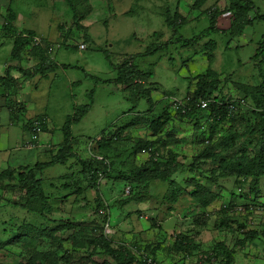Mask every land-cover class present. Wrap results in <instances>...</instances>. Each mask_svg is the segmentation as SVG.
Instances as JSON below:
<instances>
[{"label": "rangeland", "instance_id": "obj_1", "mask_svg": "<svg viewBox=\"0 0 264 264\" xmlns=\"http://www.w3.org/2000/svg\"><path fill=\"white\" fill-rule=\"evenodd\" d=\"M69 1L80 11L77 18L71 12L68 0H0V60L3 61L1 66L5 67L0 72L3 76L8 67L15 68V66L21 67L27 73H34L39 65L47 68L50 63L74 67L60 68L54 72L42 68L43 73H37L29 80L16 71L18 76L16 80L19 83H16L10 92H5L7 97L4 100L8 109L11 111L14 109L13 115L16 117L25 114L18 111L15 104L19 101V95L24 92L25 99L38 110L27 122L31 126H34L33 123L39 126L42 134L44 129L39 122L43 120L49 127L47 121L49 119L46 117L49 115L50 122L55 124V129L47 132L53 133L54 137L63 134L61 129L65 127L75 110L91 103V98L94 99L92 111L76 124L77 126H73V130L71 129L72 145L79 158L83 159L98 152L97 143L101 137H109V133L113 135L119 133L118 129L112 127L118 126L119 123L122 125L121 128L128 127L134 120L142 123L130 126V129H126V133L120 134L122 138L119 142L114 143L112 147L111 144L109 145L110 150L106 155L111 158L114 175L109 181L106 178L102 179L101 183L99 182V190L89 189L86 173H82L78 164H75L71 178L61 177L62 174L69 172L62 164L46 171V174H50L48 178L43 175L45 171L37 170L35 162L27 167L17 168L20 171L35 168L33 170L35 178L43 181L48 203L55 211L46 215L45 219H41L39 215H30L31 213L26 214V218L21 217L25 215L24 213L20 214L18 219L21 220H18V223L27 221L30 225L36 226L37 229L29 226V231H32L33 237L36 235L40 239L34 238L27 250H23L24 243L5 244L7 240H4L0 245V248H3L0 251V264H54L55 262L57 264H117L104 242L97 238L102 232H95V229L104 225V215L99 211L106 209V214L110 216L109 229H106V233L107 239L113 241L112 249L128 250L134 245L147 247L159 264H226V256L219 257L214 253L215 248L225 243L233 250L232 264H264V177L257 187L260 192L257 196L252 191L253 179L250 173H247L249 161L255 156L258 144L256 137L252 134L248 135L255 123L248 105L241 109L243 116L237 120V123L222 125L217 131L211 130L209 122H205L206 118L201 119L202 128L190 119L180 121L173 115V119L171 115L161 118L159 123L164 127L162 143L155 144L156 149L153 151L158 156L172 161V164L169 168L166 169L164 166V169L160 170L164 175L159 181L154 175L146 173L147 171L143 173L135 171L153 160L150 152L139 149L146 140L155 143L159 137L152 136V125L153 121L157 122V119L165 114L162 110L168 97L165 93L174 91L175 95L169 100L179 99L186 102L189 99L186 97L188 88L190 86L194 88L197 84V80L193 81L194 76L204 74L209 62V68L216 73L209 77L217 81L219 86L218 93L212 97L220 101L224 99L225 102L230 101V97L234 100L243 99L247 104L246 92L249 90L254 92L264 84V57L259 55L257 59L253 58L257 55L260 41L264 36V20H258L256 24L254 21L253 25H255L246 29L249 31L246 33L250 38L249 46L240 48V40H230L228 31H224V34H209L204 39H199L198 45H181L185 38L191 39L194 34L207 26L211 32H216L206 18L201 23L199 31L195 30L193 33L188 31L190 27L183 26L171 33L161 15V9L171 6L172 11L180 14L178 5L181 10L184 8L181 3L175 5L170 0L165 4H163L165 0ZM213 1L215 0H208L203 8L207 10L215 5ZM257 5L264 11V0H257ZM224 7L223 5L221 10ZM11 13L16 16L13 22L10 21ZM184 13L186 11L182 10V14ZM253 16L254 13L250 15L249 20H253ZM13 30L17 33L15 37L9 38V34H4L6 31L13 34L15 33ZM30 32L36 34L33 44L22 52V60L14 61L11 58L12 39H18L19 35L25 37L24 34ZM212 39L218 44V49L214 52L210 45L208 46ZM48 42L51 44L48 50L49 59H44V56L38 55V47ZM82 43L86 45L84 50L79 48ZM235 44L239 49H236ZM161 46L164 48L153 56L138 59L139 67L145 72L155 71L146 74L151 79L150 84L159 87L158 91H153L151 101L149 100L151 104L153 101V108L145 97L142 98L143 96H138L141 98L140 102L134 105L131 102L134 95L132 96L127 90L122 91L115 83L98 84L96 77H101L103 80L114 79L119 66L127 62L130 57L146 54L149 49ZM203 46L205 50H202ZM208 57H212L211 61ZM5 63L7 65L3 66ZM8 63H11V66ZM11 72L13 76L15 71ZM187 77L189 78L185 79ZM13 78L15 79L14 76ZM149 97L151 96L147 98ZM205 131L213 135L215 140L225 136L231 137L229 135L238 139L236 144L226 151L217 150L220 156L216 161L205 156L196 160L206 148L203 144L205 139L210 137L207 133V137L202 136L201 132ZM63 138L64 134L62 141ZM23 144L24 142L20 147ZM235 160L242 164L244 162L245 166L243 165L234 176H225L222 169L230 167V162ZM169 169L173 170L170 180H175L179 186L183 181L184 190L187 189L189 192V195L186 194L183 196L185 198L179 200V207L167 203L173 197V192L169 195V184L165 181ZM10 170L13 169L7 171ZM187 179L198 181L201 188L203 186L215 195L213 204L207 208V213L204 212L205 215L202 208L193 204L194 199L191 195L195 190L185 185L184 181ZM12 183L10 179L5 182H1L0 179V184L3 185L1 188H8L0 190V195H3L0 196V207L8 208L0 209V222L7 227L15 224V221L11 220L14 219V212L7 202L21 196V189L12 188ZM152 184L156 188L160 186L154 192L156 198L153 199H158L155 202L156 207L161 208L163 217L157 218L154 221L156 226L148 229L143 227L145 223L141 221L142 227L146 229L138 232L142 240L140 242L129 240L122 232L130 227L135 230L133 226L136 223L133 218L130 221H121L122 216L118 209H121L123 207L121 204L127 200L124 192L128 188L134 189L133 194H137L136 198L140 199L143 195L142 189H147V186ZM9 189L16 190L15 194L10 195ZM165 195L169 196L164 198ZM99 197L103 203L100 209L97 207ZM129 200L133 199L128 198L127 201ZM232 202L236 203V206L231 207ZM259 205L263 209H260ZM131 206L136 207L133 203ZM226 206L231 210L228 216L222 212L225 211ZM250 206L257 207L256 211H250ZM176 211L177 220L172 214ZM142 213L144 212L140 211L139 216H142ZM166 218L172 226L169 223L170 227L164 226ZM176 221L178 222L175 223ZM123 222L122 226L125 225V229L117 231L119 228L116 227ZM45 228L53 229L51 236H47L50 235V231L45 232ZM248 231H256L260 236L246 242L242 247L238 243L244 239ZM183 234L193 237L190 250H185L178 244V237H184Z\"/></svg>", "mask_w": 264, "mask_h": 264}, {"label": "trees", "instance_id": "obj_2", "mask_svg": "<svg viewBox=\"0 0 264 264\" xmlns=\"http://www.w3.org/2000/svg\"><path fill=\"white\" fill-rule=\"evenodd\" d=\"M195 1H196L194 5L195 8L200 10L201 14L203 16H206V18H208L210 22V26L212 27V29L216 31V32H211V29L208 26L207 29L202 31V36H203L202 38H205L209 34L214 35V34L220 33L219 28H217V19L219 18V16L225 13H231L233 16V27L229 32V35L232 38L240 37L241 35H243L244 31L249 26H252L254 21L264 20V15H261L259 10H257V7L255 6L252 0H229V5L226 6L224 10H221V11L217 9L203 10V0H195ZM68 2H69L71 12L73 13L74 17L77 18L78 15H80V11L77 9L75 4H72L69 0ZM173 12L174 11H171L170 8L168 7L166 11H161V14L163 15V19L165 21L166 26L170 28L171 31L176 32L180 27H183L185 22H184V18L177 11L174 13ZM252 13H254V16H253L254 19L249 20L251 19V17L249 16ZM15 18H16L15 14L11 13L10 21L13 22V19ZM13 32L15 31L13 30ZM4 34H7V35L9 34V38L11 36L13 37L14 35H17L16 32L11 34V33H8L7 31L4 32ZM24 35L26 36L22 37V35L21 36L19 35L18 39L17 38L12 39L13 46H12V51H11V58L14 61H20V59L21 60L23 59L22 52L27 47H29L30 44H33L34 38L36 36L34 32H30ZM197 37L200 38V35H198ZM197 37L187 39L181 42V45H193ZM210 42H209L210 44L208 43V46L210 45V47L214 49L216 46L215 40H212ZM50 45L51 44L48 42L44 44L43 46L38 47L39 48L38 55H40L41 57L44 56L43 57L44 59L46 58L49 59L48 50L50 48L49 47ZM259 46L260 48L257 51V55L253 57L254 59H257L259 55L264 57V36L262 40L260 41ZM163 48H164L163 46L158 47V48L154 47L153 49H149L146 54L133 55L132 57L129 58L127 62H125L123 65L121 64L122 65V66L120 65L121 67L119 66L117 70V78L114 81V83L117 85L126 87L124 90H127V92H130L132 96L134 95L133 99H131V102L134 105L139 104L141 96H143L142 98L145 97L147 101H149L152 98L151 96L152 91L148 88L150 87L148 83H150L151 79L149 78V75H146V74L154 73V70L145 72V70L139 67L138 59L141 57L144 58L145 56H153L154 54H156L159 50ZM211 58L212 57H208V60L211 61ZM42 68L44 70L49 69L50 71L48 72H54L60 68L71 69L74 67H72L71 65H66V64L50 63L47 65V68L44 65H39V67L35 69L34 73H27L21 67L18 68V70L24 76L25 79L29 80V79H32L37 73H43L44 70L41 71ZM13 69L14 68L12 67H8L6 74L4 76L0 75V88H3L7 92H10L15 87L16 83H19V81L14 79L11 75V71ZM214 74H216L215 71H212L211 68H208L204 74H200L195 77L193 81L197 80V84L194 86V88L193 86L192 87L190 86L187 90L188 92H187L186 97H189L191 101L186 108H183L177 111V113L175 114L177 119H179L180 121H185L187 119H190L191 121L193 120L195 122V125L200 127V124L203 125L201 123V119L206 118L205 122H209V125H211V130L217 131L222 125L237 123V120L243 116V114L241 113V109L239 110L238 114L230 115L228 114L225 106L221 107L220 104L219 105L217 104L216 106L215 105L210 106L208 112H204L199 107H197V103L199 102V100H210V98L214 94L218 93V87H219L218 82L213 80L211 77H209V75H214ZM96 80L101 82V80L99 79H96ZM106 83H113V82H106ZM165 94L166 96H168L166 98V104L163 102V105L165 104V107H163L162 110L165 111V114L163 112L164 116L161 115V117L157 119L158 121L156 120L157 122L153 121L154 123L152 125V129H153L152 136L156 137L158 135L159 137L157 138V141L155 143H152L146 140L144 145H141L143 147L139 149V151L143 150L148 153L150 152V154H152L151 159L153 158V160L151 162L146 163L145 166L138 168V170H135L136 172H139V173H143L147 171L146 173L154 175L158 181L163 177L162 175H164L162 172H160V170L164 166H166V169H167L172 164V161H169L168 159H164L161 156H158L157 153L153 151V149H156L155 144L162 143L161 136H162L164 127H162V125L159 123L161 122V118L164 119L168 115L169 117L170 115L172 117V114H170L168 111L169 109H171L170 107L171 100L169 99L175 94H174V91H171V92L169 91ZM246 94L248 97L246 99L247 105L251 111V116H253L255 119V123L253 127H251L248 135L252 134V136L258 139V144L256 145L255 156L251 159V161H249L247 173H250V176L253 179L252 191L258 196L260 192L257 187L261 179L264 177V84L259 89H256L254 92L253 90H249L246 92ZM149 95L151 97H149L148 99L147 97ZM211 99L217 100L219 103L225 102L224 99L223 100L221 99L220 101L216 97H212ZM90 100L93 102V103L91 102L92 104L91 103H88L87 105L84 104L82 108L75 110L74 114L70 116V118L68 119L65 127L63 128L64 140L62 144H60L58 151L56 153V156L53 159V162L47 165L37 164L36 168L37 170L42 171L43 167L50 166L51 164H62L64 166H67V165H71L70 164L71 162H74L72 163L71 168L73 166L75 167V164H78V166H80V168L82 169V173L83 174L86 173L88 184L90 185L89 189L93 188L94 190H99L100 189V183H99L100 179L103 177L109 180L111 176L114 175L113 163L111 161V158H109L106 155L107 154L106 152L110 150L109 145L111 144V147H112L114 143L119 142L120 139L122 138V135L120 134L126 133L127 128L130 129V126H133V125H136L142 122H137V120H134L132 121L130 126L128 127L126 126L123 128L120 127L121 129L118 128L119 133L115 135L109 133V137L107 136L101 137V140L97 143L98 152L93 153L94 154L93 157H87V159L79 158V156L76 154L75 149L72 145L71 127L73 125L78 124L80 121H82L83 118L92 111L91 109L93 108L92 105H94V99L91 98ZM150 101H149V104H151ZM153 105L154 103L152 101L151 108H153ZM43 129L44 131H46V126L43 125ZM196 132L198 134V131ZM206 133L208 134L207 131L201 132L204 138L207 137L208 135L210 136V137H207L203 143L204 147L206 146V148L203 150V152L199 154V157H197L196 160H199L201 157L203 158L205 156L208 159H213V161H216L217 159H219V156H220V153L218 152L226 151L228 148L233 147L236 144V140L238 139V137L236 136L229 135L231 137L227 138L228 136H225L224 138L215 140L213 135L208 134L206 136ZM155 157L157 159H155ZM99 158L100 159L102 158V160H100ZM175 158L176 157H174L173 160H175ZM237 161L238 160H235L233 162L231 161L230 163L232 166L230 165V167L228 166L225 169H222L224 171L225 176L227 175L234 176V174L237 173V171L241 169L243 165L245 166L244 162L242 164ZM34 169H31V170L23 169L21 171L20 170H10V171L3 172V175L0 176V179L9 178L13 182L12 183L13 185L11 186L12 188L21 189V196H17L15 200L13 199L9 200V203L6 201L9 208H11L14 212V215H13L14 219H11V220H14L15 224L7 227L4 224H1L0 222V245L4 243V240H7L5 241V244L7 242H11L12 244L24 243L22 244L23 250H27L29 244L32 243L33 239L35 238L36 240H38L40 239V237L38 238L36 235L33 237L31 233L32 231L31 232L29 231V226H34V225H30L27 221H23L22 224L18 223V220H21V219H18L21 216L20 214L24 213L25 215L21 216L24 218H26L27 216L26 214L31 213L30 215H33V214L39 215L41 219H45L46 215H49L50 213H52V211L53 212L55 211L52 208L53 206H51L48 203L49 199L47 198L46 193L43 189L44 188L43 181L37 180L35 178V174H34L35 172H33ZM172 171H173L172 169L171 171L170 169L168 170L167 178L165 181L168 182L169 184V189H168L169 195L171 194V192H173V197H171L170 202H167L166 200L165 201L169 204L171 203L172 205H176V207H179L178 205L179 200L181 198H185L183 197L184 195L186 194L189 195V192L187 189L184 190L183 185H182L183 181L180 183V186H179V184L176 183L175 180L174 181L170 180L171 176L173 175ZM227 171H230V172H227ZM184 183L187 187H190L195 190L193 194L190 193V195L192 194L191 197L194 199L193 204L198 208H202L203 213L206 212L207 208H209L213 204L215 195H212V193L209 190H207V188H204L203 186L201 188L200 185L198 184V181L187 179L186 181H184ZM202 189H205L206 191ZM66 190H69V189H66ZM144 190L145 189H142L141 194L143 193ZM14 191L16 190L14 189L8 190L10 195L15 194ZM133 191L134 189H132L131 196L128 198L136 200V196L138 195L133 194ZM169 195H165L164 198H167ZM0 196H3V195L1 194ZM99 199L100 200H98V205H97L98 209L103 207V203H101V198L99 197ZM230 205L231 207L236 206V203L232 202V204L230 203ZM2 208L4 207H0V209ZM4 209H8V208H4ZM222 212L224 215L227 214L228 216L229 212H226V211H222ZM206 213H204V215ZM103 223L104 225H102L99 229L97 230L95 229L96 233L102 232L100 235H97L98 236L97 238L104 242V245L106 246V248H108V251L112 259H114V261L117 264H143V262L139 260V257L142 251H145L147 254L152 256L156 264H159L155 256L147 249V247L145 248V247H140L138 245H134L132 246L133 247L132 249L128 247L130 250L128 248H127L128 250L112 249L111 244L113 243V241L111 239H107V234L105 233V226L107 224L108 225L110 224L109 215H104ZM34 228L37 229L36 226H34ZM52 230H53L52 228L44 229L45 232L50 231V235H47V236H51V232H53ZM248 232L249 233L245 235L244 239L238 243L242 247L245 245L246 242L253 241L259 238L260 236V234L256 231H248ZM183 235L184 237H181V236L178 237L179 243L178 242L177 243L179 244L181 248H184L185 250L186 249L190 250L191 243H193L191 238L193 237H188L185 234ZM123 246L127 247L126 245H123ZM2 249L3 248H0V251ZM214 251H215L214 253H216L217 256L219 257L220 256L227 257L226 264L233 263V254H232L233 250L229 249V247L225 243H221L219 247L214 249ZM54 264H57V262H55Z\"/></svg>", "mask_w": 264, "mask_h": 264}, {"label": "crops", "instance_id": "obj_3", "mask_svg": "<svg viewBox=\"0 0 264 264\" xmlns=\"http://www.w3.org/2000/svg\"><path fill=\"white\" fill-rule=\"evenodd\" d=\"M166 1L167 0H165L163 4H165ZM172 1H173V4H175V5L176 4L178 5L179 3H181V6L184 7L182 10L186 11V13L182 14V10H181L180 6L178 5L180 14L184 18V22H185V24L183 26L184 27L186 26L187 28L190 27V30H188V31H190V32L192 31L193 33L195 30L199 31L201 23L203 22L204 19L206 20V16H203L201 14V11L198 10L197 8H195L194 5H195L196 1L195 0H189V1H187V0H180V1L179 0H170V2H172ZM207 1L208 0H203V6L206 5ZM252 1L255 4V6L257 7V10H259V12L261 13V15H264L263 8H261V6H259V5H257V0H252ZM214 2H215V5H213L210 8H207V10L217 9V10L221 11V8L223 5L225 6L224 9L226 8V6L229 5V0H215V1H213V3ZM189 3H190V6H189ZM167 8L168 7H166L165 9H161V8L160 9H161V11H166ZM169 8L172 11V7L170 6ZM154 9L156 11L158 10L157 8H154ZM224 9H222V10H224ZM203 10H205V9L203 8ZM207 20H208V18H207ZM256 22L257 21H255V24H256ZM207 27L202 29L201 31H199L198 33L194 34L191 37V38H194V37H197L198 35H200V38L197 37L195 40V43L193 45H198L199 39H204V38H202L203 37L202 31L207 29ZM232 27H233V16L231 13H225V14H222L221 16H219V18L217 19V28H219L220 33L224 34V31H228V34H229ZM144 28L146 29V27H144ZM173 32L174 31H171V33H173ZM247 32H249V31L245 30L244 34L240 37H234V38L230 37V40H232V41L240 40V42H241V45H239L240 48L242 46H249L250 38L247 36V34H246ZM243 36H244V38H243ZM184 40H187V38H185ZM215 42H216V46L214 49H212L213 52L218 49L217 41L215 40ZM240 42H238V43H240ZM206 43H205V45H206ZM184 44H186V43H184ZM237 46L238 45H236V47ZM229 47H230V45H228V48ZM239 47H237L236 49H239ZM202 48H203L202 50L206 49L205 46H203ZM2 62L3 61L0 60V71H2L5 68V67L1 66ZM5 65H7V63L3 64V66H5ZM8 65L11 66V63H8ZM209 67H210V62L208 64V68ZM18 68H20V67L15 66V68L12 70V71H15L14 75H13L15 77V79H17V77H18L17 76V72L19 71ZM15 73H16V75H15ZM0 75H2L1 72H0ZM11 75H12V72H11ZM194 77H196V76H194ZM116 78H117V75L114 77V79H111V80H103V79H101V77L100 78L96 77V79L101 80V82L98 81L99 85L109 84L106 82H113L114 83ZM188 78L189 77H187L185 79H188ZM143 84H144V82H143ZM115 85L117 87H119L122 91H123V89L126 88V87L121 86V85H117V84H115ZM148 88L151 91H158L159 90V87L155 86V85H152ZM5 92H7V91L0 88V172L1 171H3V172L7 171L8 169H13V170L16 169L17 170V168L19 169V168L27 167V166L33 164L34 162L36 164H45V165L50 164L51 162H53V159L55 158L56 153L58 151V148H59L60 144H62V142H63L62 137L64 134V132H63L64 127H62V129H61L63 134L61 133V134L55 135L53 137V133H50L47 131L54 130L55 124H52V121L50 122L49 115H46V117H48V119H49V120H47L49 122V127L47 125L46 132L41 134V142H42L41 147L38 149H27L24 146V144L22 145V147H20V145L28 137V127L26 126V123L29 120L31 115H36L35 113L38 112V110L29 100L25 99V95L23 92V94L21 93L19 95V101H16L15 104H17L16 109L18 111H22L25 114L16 117L15 115H13L14 109L11 111V109H8V107H7V103L4 100V98L7 97V93H5ZM151 96H152V94H151ZM14 97L16 98V96H14ZM2 100H3V102H2ZM13 100H14V98H13ZM40 114H44V113H40ZM73 126H77V125H73ZM121 126L122 125H120V123H119V125L116 127V129L120 128ZM72 127H71V129L73 130ZM112 128L115 129V127H112ZM71 133L73 134V132H71ZM60 135H62V137H60ZM63 140H64V138H63ZM54 146H56V147H54ZM44 149H45V151H44ZM72 163L73 162H71L70 164L72 165ZM55 165H61V164H51L50 166H45V167H43V170L41 172L45 171L43 173V175L48 178V175H50V174H46V171H49V169H51ZM71 165H67V166L63 165L64 168H66L69 172L62 174L61 177H63V176L68 177V178L73 177L72 170L75 167L73 166L71 168ZM3 172L1 173V175H3ZM65 174H67V175H65ZM112 177L113 176H111V178ZM7 180H9V178H5V179L1 178V182H5ZM107 181H109V180L107 179ZM1 186H3V185L0 184V189H8L7 187L1 188ZM149 186L150 185H148L147 189H145L143 191V193H142L143 195L140 196V199L136 198V200H132V201H127L128 196L125 195V192L123 190L124 196L127 200L124 202V204H121V205H123V207L121 209H118V212H120L121 216H122L121 221L126 222L128 220L130 221V219L133 218L134 222L136 223V225L133 226L135 228V230H133L132 227H130V228H127L125 232H122V234L124 236L128 237V238L127 237H125V238H127L129 240H135L136 242L137 241L140 242L142 239H140V234H138V232L139 231L140 232L145 231L146 229H148L152 226L155 227L156 223L154 221L157 218H159L160 216L163 217V215L161 213V208L156 207L155 202L158 201V199L157 200L153 199V198H156L154 192L157 191L158 190L157 188H160V186L157 188L154 186V184L151 185L153 188H151V186L150 187ZM132 203L136 207L131 206ZM118 204H120V203H118ZM159 205H161V204L159 203ZM140 211L144 212V213H142L143 214L142 216L141 215L139 216ZM118 212H117V216L119 217ZM172 214L174 217H176L175 219L177 220L178 219V215H177L178 212L176 211V213L174 212ZM141 221H143L145 223L143 227H145L146 229H144L142 227ZM168 221H169L168 219H167V221H165L164 226L165 225H167V226L171 225L170 222H168ZM124 222L121 225H118L116 227V228H119L117 231H119L123 228L125 229V225L122 226L124 224ZM177 222L178 221H176L175 223H177ZM168 223H169V225H168ZM195 224H198V223H195ZM178 228H180V227L178 226ZM121 231H123V230H121ZM189 231H191V230H189ZM124 236H122V237L124 238ZM186 264H188V263H186Z\"/></svg>", "mask_w": 264, "mask_h": 264}, {"label": "built area", "instance_id": "obj_4", "mask_svg": "<svg viewBox=\"0 0 264 264\" xmlns=\"http://www.w3.org/2000/svg\"><path fill=\"white\" fill-rule=\"evenodd\" d=\"M80 48L84 49L85 46L81 45ZM190 101H191L190 98L186 102H184L183 100L175 99V101H171V105H172L173 110L178 111V110H181L183 108H186L189 105ZM226 103H227L226 104L227 111H228V113L230 115L238 114L239 110L242 109L245 106V103L242 100L241 101H235V100L227 101ZM217 104L219 105L220 103L217 100H214V99H211V100H199V102L197 103V107H199L204 112H208L210 106H212V105L216 106ZM31 128H32V130L30 132L31 137H30L29 141H27V143H26L27 145H29V147L33 146V142H37L39 140V134L38 133L40 132L39 126H36L35 123H34V126H32ZM36 129H38V130L36 131ZM100 160H102V158ZM102 179H104V178L102 177L100 179V183H101ZM131 193H132V189L131 188L126 189V191H125V195L126 196L129 197L131 195ZM224 208H225L226 212H230V210H228V208H229L228 206H226ZM256 208L257 207L253 208L252 206H250V211H256ZM259 208L263 209V207L260 206V205H259ZM105 211L106 210H100V212H101L100 214L101 215H108V214H106ZM228 215H229V213H228ZM105 227H106L105 228V233H106V229H109V225L107 224ZM107 231H109V230H107ZM139 260H141L143 262V264H156V262L154 261L153 257L150 256L149 254H147L145 251L141 252Z\"/></svg>", "mask_w": 264, "mask_h": 264}, {"label": "clouds", "instance_id": "obj_5", "mask_svg": "<svg viewBox=\"0 0 264 264\" xmlns=\"http://www.w3.org/2000/svg\"><path fill=\"white\" fill-rule=\"evenodd\" d=\"M81 45H84L85 46V48L84 49H86V45L85 44H80L79 45V48H80V46ZM81 49V48H80ZM84 49H81V50H84ZM149 86H152V84H150L149 83ZM152 93H153V91H152ZM230 99V101H233L234 100V98H229ZM211 100V99H210ZM229 101V100H228ZM235 101H241V99L240 100H235ZM242 101H244L243 99H242ZM244 103H245V105H247L246 104V102L244 101ZM226 102H220V105H221V107H223V106H225V108L227 109V106H226ZM170 105H171V101H170ZM171 107V109L169 110V113L170 114H172L174 117H176L175 116V114L177 113V111H175V110H173V108H172V105L170 106ZM228 112V111H227ZM229 114V113H228ZM40 123V126H42V128H43V125L44 126H46V129H47V123L45 122V121H40L39 122ZM34 124V123H33ZM26 126L28 127V137L25 139V141H24V146L27 148V149H38V148H40L39 146L41 145V132H39L38 134H39V140L37 141V142H33V146L32 147H29V145H27L26 143H27V141H29V139H30V137H31V134H30V132H31V130H32V126L31 125H29V123L27 122L26 123ZM44 132H46V131H44ZM43 132V133H44ZM42 133V134H43ZM144 152H146V151H144ZM94 156V154L92 153V155H91V157H93ZM130 197V196H129ZM107 210V209H106ZM99 213H100V211H99ZM100 215V214H99ZM109 215V214H108Z\"/></svg>", "mask_w": 264, "mask_h": 264}]
</instances>
